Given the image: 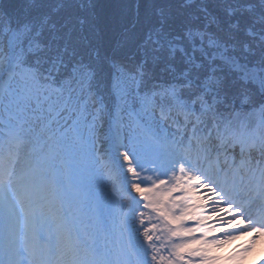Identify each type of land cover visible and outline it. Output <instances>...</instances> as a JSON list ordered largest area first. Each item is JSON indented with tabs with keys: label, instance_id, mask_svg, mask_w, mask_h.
I'll return each mask as SVG.
<instances>
[{
	"label": "snow or ice",
	"instance_id": "6c2138e0",
	"mask_svg": "<svg viewBox=\"0 0 264 264\" xmlns=\"http://www.w3.org/2000/svg\"><path fill=\"white\" fill-rule=\"evenodd\" d=\"M249 233L264 0H0V264H218Z\"/></svg>",
	"mask_w": 264,
	"mask_h": 264
},
{
	"label": "bare ground",
	"instance_id": "6f19581e",
	"mask_svg": "<svg viewBox=\"0 0 264 264\" xmlns=\"http://www.w3.org/2000/svg\"><path fill=\"white\" fill-rule=\"evenodd\" d=\"M250 234L252 233H249L248 235ZM257 235L258 234L254 233L251 237ZM247 236H244V238ZM239 238H242V236L237 237V239ZM242 264H264V236H258V238L255 239V243H253L251 251L246 254V259Z\"/></svg>",
	"mask_w": 264,
	"mask_h": 264
}]
</instances>
